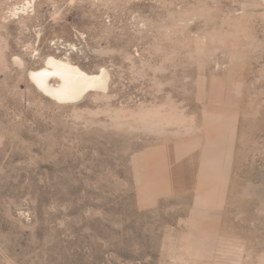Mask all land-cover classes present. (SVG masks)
I'll list each match as a JSON object with an SVG mask.
<instances>
[{
    "label": "rangeland",
    "instance_id": "374dc122",
    "mask_svg": "<svg viewBox=\"0 0 264 264\" xmlns=\"http://www.w3.org/2000/svg\"><path fill=\"white\" fill-rule=\"evenodd\" d=\"M0 264H264V0H0Z\"/></svg>",
    "mask_w": 264,
    "mask_h": 264
},
{
    "label": "bare ground",
    "instance_id": "6f19581e",
    "mask_svg": "<svg viewBox=\"0 0 264 264\" xmlns=\"http://www.w3.org/2000/svg\"><path fill=\"white\" fill-rule=\"evenodd\" d=\"M32 80L44 92L58 101L73 102L81 99L90 90L107 91L111 73L102 68L98 73H89L69 60L50 56L46 65L30 73ZM58 78L52 83L51 78Z\"/></svg>",
    "mask_w": 264,
    "mask_h": 264
}]
</instances>
